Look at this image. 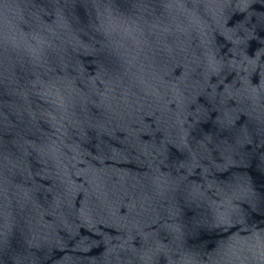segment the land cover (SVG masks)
<instances>
[{
    "label": "water",
    "instance_id": "95a60500",
    "mask_svg": "<svg viewBox=\"0 0 264 264\" xmlns=\"http://www.w3.org/2000/svg\"><path fill=\"white\" fill-rule=\"evenodd\" d=\"M0 264H264V0H0Z\"/></svg>",
    "mask_w": 264,
    "mask_h": 264
}]
</instances>
